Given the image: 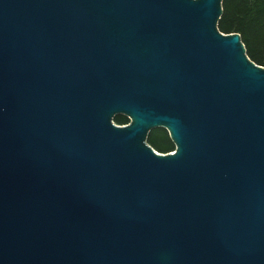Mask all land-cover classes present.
Segmentation results:
<instances>
[{"label": "water", "instance_id": "1", "mask_svg": "<svg viewBox=\"0 0 264 264\" xmlns=\"http://www.w3.org/2000/svg\"><path fill=\"white\" fill-rule=\"evenodd\" d=\"M222 4L0 0V264H264V67Z\"/></svg>", "mask_w": 264, "mask_h": 264}, {"label": "trees", "instance_id": "2", "mask_svg": "<svg viewBox=\"0 0 264 264\" xmlns=\"http://www.w3.org/2000/svg\"><path fill=\"white\" fill-rule=\"evenodd\" d=\"M222 7L223 15L218 23L220 32L240 34L250 60L264 67V0H223ZM114 122L126 126L130 120L118 115ZM148 144L159 154L173 153L176 148L169 132L163 128L149 134Z\"/></svg>", "mask_w": 264, "mask_h": 264}]
</instances>
